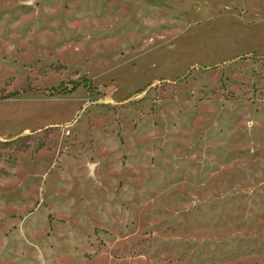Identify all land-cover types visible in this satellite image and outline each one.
<instances>
[{
  "label": "rangeland",
  "instance_id": "374dc122",
  "mask_svg": "<svg viewBox=\"0 0 264 264\" xmlns=\"http://www.w3.org/2000/svg\"><path fill=\"white\" fill-rule=\"evenodd\" d=\"M0 264H264V0H0Z\"/></svg>",
  "mask_w": 264,
  "mask_h": 264
}]
</instances>
